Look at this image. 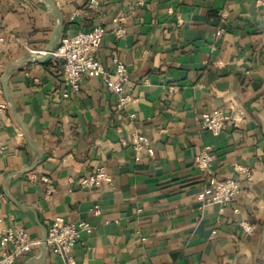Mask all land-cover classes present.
I'll return each instance as SVG.
<instances>
[{
  "label": "crops",
  "instance_id": "crops-1",
  "mask_svg": "<svg viewBox=\"0 0 264 264\" xmlns=\"http://www.w3.org/2000/svg\"><path fill=\"white\" fill-rule=\"evenodd\" d=\"M49 1L62 20L53 50L101 28L96 60L125 63L132 101L118 108L100 76L71 91L62 60H26L44 56L57 13L0 0L1 229L39 243L16 264H63L44 244L56 220L90 226L74 264H264V0ZM216 110L231 118L218 136L199 124ZM134 134L152 157L136 160ZM207 147L210 176L240 184L227 207L198 200ZM99 168L107 187L80 185Z\"/></svg>",
  "mask_w": 264,
  "mask_h": 264
},
{
  "label": "built area",
  "instance_id": "built-area-1",
  "mask_svg": "<svg viewBox=\"0 0 264 264\" xmlns=\"http://www.w3.org/2000/svg\"><path fill=\"white\" fill-rule=\"evenodd\" d=\"M103 34L101 28H94L91 31L80 32L74 36L63 38L50 56L64 62L62 77L65 85L71 91L78 92L85 79L100 76L105 86L119 96L118 108L122 109L132 101L130 95L127 94V88L130 85L127 68L123 61L113 58L112 71H108L96 60V53L101 46ZM124 34V29L119 28L115 31L117 38H121ZM5 108L4 104H0V111ZM230 120V116L224 111L216 110L212 113L202 114L199 118V124L201 130L218 136ZM133 140L132 148L135 151L136 160L140 159L143 150L149 157L153 156L154 151L147 137L134 134ZM212 160L213 155L209 147L195 158L196 167L206 182L205 190L198 195V200L203 204L218 203L227 207L236 201L240 184L234 180L221 181L211 177L210 165ZM242 170L249 179L251 171ZM110 183L111 176L104 168L97 169L93 174L80 181V185L83 187L105 188ZM1 224L2 219L0 218V264H16L18 257L30 252L33 247L39 244L32 241L27 231L22 227L2 230ZM242 228L249 232L246 225H242ZM81 231H90V226L85 222L53 221L47 229L46 246L51 253L62 259L63 264H74L73 250Z\"/></svg>",
  "mask_w": 264,
  "mask_h": 264
},
{
  "label": "water",
  "instance_id": "water-1",
  "mask_svg": "<svg viewBox=\"0 0 264 264\" xmlns=\"http://www.w3.org/2000/svg\"><path fill=\"white\" fill-rule=\"evenodd\" d=\"M47 5H49L51 7V9L53 11H55L57 13L58 16V25L54 31V34L52 36V39L49 43L48 48L46 49V51L44 52V56L42 58H37L35 56H28L26 58V60L32 61L33 63H42L44 62L46 59H48V57L50 56L51 52L53 51V46L55 44V42L57 41L61 30H62V20H61V15L59 13V11L56 9V7L49 1V0H43ZM6 87V81H5V77H3V89ZM46 238H47V231L45 233V237H44V244H46Z\"/></svg>",
  "mask_w": 264,
  "mask_h": 264
}]
</instances>
